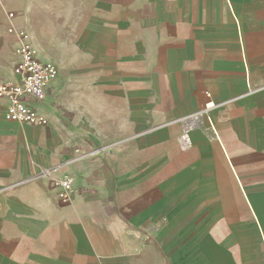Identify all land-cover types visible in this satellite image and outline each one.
Masks as SVG:
<instances>
[{"label":"crops","instance_id":"crops-1","mask_svg":"<svg viewBox=\"0 0 264 264\" xmlns=\"http://www.w3.org/2000/svg\"><path fill=\"white\" fill-rule=\"evenodd\" d=\"M65 1L0 0L1 79ZM76 1L47 126L0 99V264H264V0Z\"/></svg>","mask_w":264,"mask_h":264},{"label":"built area","instance_id":"built-area-1","mask_svg":"<svg viewBox=\"0 0 264 264\" xmlns=\"http://www.w3.org/2000/svg\"><path fill=\"white\" fill-rule=\"evenodd\" d=\"M9 18L16 17V12L9 11ZM10 32H16L19 39L17 52L19 61L15 65L17 81H7L0 78V99L6 104L5 118L13 123H25L47 126L48 118L39 112L36 103H43L49 95V87L59 74L57 63L50 59H41L30 41L28 33L24 28L9 27ZM198 117L190 115L184 122L179 137V146L182 149L189 148L192 143L190 130L196 124ZM62 186L60 197L67 200L72 190V179L66 177L55 182Z\"/></svg>","mask_w":264,"mask_h":264},{"label":"rangeland","instance_id":"rangeland-1","mask_svg":"<svg viewBox=\"0 0 264 264\" xmlns=\"http://www.w3.org/2000/svg\"><path fill=\"white\" fill-rule=\"evenodd\" d=\"M18 4L24 0H16ZM41 7L42 5H47L48 0H36ZM78 4L76 0H66L65 8L67 11V18L64 20L56 19L54 24L55 28L51 30L47 26L41 28L42 35L36 38L35 49L38 52H41L45 58H50L54 60L58 65H60V57L68 54L70 58L76 59V51L79 47L78 43L81 39V34L77 32L78 27L76 26L78 10L75 9V6ZM9 11L16 12L17 17L22 16V12L19 9L14 8ZM41 15V13H40ZM29 35V34H28ZM30 39V38H29Z\"/></svg>","mask_w":264,"mask_h":264}]
</instances>
